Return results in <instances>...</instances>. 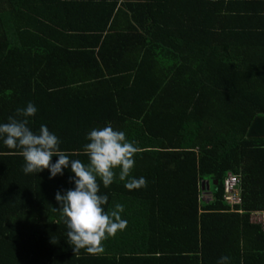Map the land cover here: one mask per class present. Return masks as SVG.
I'll use <instances>...</instances> for the list:
<instances>
[{
    "label": "trees",
    "instance_id": "obj_1",
    "mask_svg": "<svg viewBox=\"0 0 264 264\" xmlns=\"http://www.w3.org/2000/svg\"><path fill=\"white\" fill-rule=\"evenodd\" d=\"M29 102V127L46 125L70 159L87 165V134L108 124L139 149L125 181L119 169L98 181L127 226L103 253H75L55 210L71 164L25 174L0 139V264H264L249 221L264 212V135H248L264 120V0H0V124Z\"/></svg>",
    "mask_w": 264,
    "mask_h": 264
},
{
    "label": "clouds",
    "instance_id": "obj_2",
    "mask_svg": "<svg viewBox=\"0 0 264 264\" xmlns=\"http://www.w3.org/2000/svg\"><path fill=\"white\" fill-rule=\"evenodd\" d=\"M37 112L31 102L24 108H17L14 116L7 123L0 124V139L9 149H18L24 160L25 174L40 173L47 169L50 179L63 175V170L71 164L74 178V189L63 194L57 191L55 200L58 211L67 226V242L75 253L85 250L88 254L96 255L104 252L102 241L114 237L118 231L127 226L122 219L124 211L122 204H116L114 209L105 211L108 196L100 194V183L108 188L116 178L119 169V179L125 181L130 176L135 165V154L139 149L129 142L126 133L114 129L111 124L93 128L87 134L84 153L88 156L86 165L79 159H70L69 154L60 150L61 140L51 132L46 125H41L37 131L29 127V119ZM58 157L53 163L52 158ZM145 178H132L125 183L128 190L145 187ZM217 264H229V257L222 256Z\"/></svg>",
    "mask_w": 264,
    "mask_h": 264
},
{
    "label": "built area",
    "instance_id": "obj_3",
    "mask_svg": "<svg viewBox=\"0 0 264 264\" xmlns=\"http://www.w3.org/2000/svg\"><path fill=\"white\" fill-rule=\"evenodd\" d=\"M223 201L229 207L230 211H237L236 208L241 205L240 178L237 175L228 173L222 183ZM249 221L252 224L259 225L264 233V212H252L249 215Z\"/></svg>",
    "mask_w": 264,
    "mask_h": 264
},
{
    "label": "water",
    "instance_id": "obj_4",
    "mask_svg": "<svg viewBox=\"0 0 264 264\" xmlns=\"http://www.w3.org/2000/svg\"><path fill=\"white\" fill-rule=\"evenodd\" d=\"M248 135H259V136H262L264 135V120L262 118H257L253 121L250 129H249V132H248ZM205 182V185H206V190L208 191L209 189V181H204ZM213 184L215 185L216 182H213ZM202 189V187H201Z\"/></svg>",
    "mask_w": 264,
    "mask_h": 264
},
{
    "label": "crops",
    "instance_id": "obj_5",
    "mask_svg": "<svg viewBox=\"0 0 264 264\" xmlns=\"http://www.w3.org/2000/svg\"><path fill=\"white\" fill-rule=\"evenodd\" d=\"M204 196L206 197V196H208V194L206 193V194H204Z\"/></svg>",
    "mask_w": 264,
    "mask_h": 264
},
{
    "label": "rangeland",
    "instance_id": "obj_6",
    "mask_svg": "<svg viewBox=\"0 0 264 264\" xmlns=\"http://www.w3.org/2000/svg\"><path fill=\"white\" fill-rule=\"evenodd\" d=\"M211 188H212V186H211Z\"/></svg>",
    "mask_w": 264,
    "mask_h": 264
}]
</instances>
